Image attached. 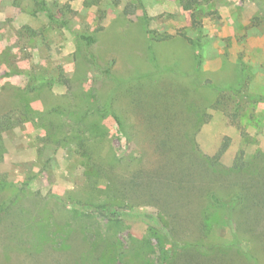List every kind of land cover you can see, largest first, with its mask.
Instances as JSON below:
<instances>
[{
    "label": "rangeland",
    "instance_id": "1",
    "mask_svg": "<svg viewBox=\"0 0 264 264\" xmlns=\"http://www.w3.org/2000/svg\"><path fill=\"white\" fill-rule=\"evenodd\" d=\"M46 3L51 12H64L66 25L33 13L36 0H0L1 215L14 203L23 207L33 198L41 207L38 218L54 209L61 210L63 220L72 212L61 208L59 199L77 201L92 194L83 193L86 179L74 147L48 137L56 121L80 115L89 103L111 104L125 127H132L135 144L126 145L119 124L112 116L104 118L103 153L111 146L117 150L120 171L136 169L130 154L151 169L162 162L154 137L159 132L146 129L140 110L149 105L178 109L205 155L215 157L229 144L221 158L225 168L237 160L247 166L264 153V0H208L205 9L212 14L202 19V34L178 0ZM149 30L171 38L152 44ZM182 33L199 38L203 49ZM83 34H94L97 45L86 46L79 38ZM91 52L113 62L112 80L104 83ZM197 52H202L200 70ZM232 88L246 96L239 107ZM100 186L104 192L107 180ZM232 187L228 191L240 190ZM224 198V203L231 199ZM181 204L189 206L182 209ZM174 207L142 206L114 220L90 212L100 230L92 228L121 243L125 253L107 252L102 243L84 262L89 239L74 231L69 248L27 260L21 239L33 232L24 230L23 218H14L10 227L0 228V264H264V207L231 216L226 208L213 207L208 195L179 202L178 212ZM167 250L174 252L168 261Z\"/></svg>",
    "mask_w": 264,
    "mask_h": 264
},
{
    "label": "trees",
    "instance_id": "2",
    "mask_svg": "<svg viewBox=\"0 0 264 264\" xmlns=\"http://www.w3.org/2000/svg\"><path fill=\"white\" fill-rule=\"evenodd\" d=\"M178 2L183 10L191 12L193 27L199 34H202V19L205 15L212 14L205 9L208 0H178ZM40 12L44 13L52 22L66 25L64 12L60 11L59 14L51 12L47 7L46 0H36V8L33 13L38 14ZM148 34L152 44L171 38L169 34L160 35L154 30H149ZM180 36L190 44L196 45L199 51L203 49V44L199 38L194 40L183 33ZM79 38L91 48L98 43L94 34H83ZM90 58L93 65L97 67L104 83L112 80L113 62L103 61L96 52H91ZM196 60L197 70H200L202 52H197ZM6 75L7 77L11 76L10 73ZM243 75L244 72L242 71V81L245 82ZM231 90L240 97L238 107L242 105L241 102H246V96L238 88ZM83 107L80 115H66L65 119L56 121L50 128L48 137L50 140L57 138L59 142L64 141L66 145L74 147L75 153L81 158L80 165L86 179V187L83 193L92 190V194L88 196L87 193L88 197H78L77 201L59 199L61 208L68 209L73 213H66L70 216L65 215L63 220L59 217L61 210L54 209H52L54 211L52 215H49L51 212H47L48 214L44 215L43 218H38V215H41V207L33 198L27 199L26 202H30V204L27 203L22 207L20 206L22 202L20 204L14 203L8 210L4 211L5 215L0 213V228L10 227L14 218L17 220L23 218L25 220L24 230L26 227L32 230L31 236H27L25 233L24 238L21 239L23 256L27 260H35L37 255L42 258L46 251L50 255L51 253L56 254L65 247L69 248L71 244L69 235L73 231L83 232L89 239L88 244L90 245H88L82 262L85 261L84 259L88 260L96 252L98 253L101 247L105 246L101 245L102 243L107 244L105 251L111 250L113 254L122 256L125 252L121 243L114 242L113 238L103 236L101 231L98 232L93 229L100 230L94 225V221L89 219L90 215L88 214L90 212L100 214L110 220L124 216L142 206L166 209L165 207L171 208L177 205L173 210L178 212L181 210V207H178L179 202L183 203L192 199L193 195L197 197L206 195V198L208 195L213 202V207L222 206L227 209L230 215L250 213L253 209L252 206L264 207V153L259 152L247 166H243L240 160H237L231 168H225L221 164V158L229 144L225 143L215 157L205 155L201 152L186 117L183 115L180 117L179 113L181 112L178 109L167 105L163 108L149 105V107H142L140 110L144 115L143 120L146 129H149V132L151 130H153L152 132H159L158 137H154L162 162L156 168L151 169V167L141 165L139 156L129 153L130 158L137 160L136 169L120 171L121 160H119L117 150L115 151L111 146L107 153H103L102 145L107 139L108 131L104 124V118L112 116L119 124V130L127 141L126 145L130 141L132 142V127H125L120 112L112 109L109 103L97 106L89 103ZM184 121L187 125L176 131L179 129L178 126L183 125ZM104 180H107V186L105 191L101 192L100 185ZM232 186L238 187L240 190L228 191L233 188ZM220 188L226 190L224 195L219 193ZM226 195L231 199L224 203L223 200ZM186 206L189 205H182V209ZM77 210L81 212H77ZM86 216L88 219H85ZM93 231L94 233H92ZM230 245L234 246V243L227 246ZM173 254V251H165L166 261L171 259Z\"/></svg>",
    "mask_w": 264,
    "mask_h": 264
}]
</instances>
